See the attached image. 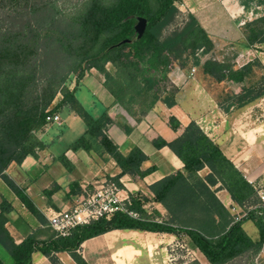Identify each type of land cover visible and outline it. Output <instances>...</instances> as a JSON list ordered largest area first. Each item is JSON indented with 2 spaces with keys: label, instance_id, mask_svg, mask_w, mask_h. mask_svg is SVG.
Instances as JSON below:
<instances>
[{
  "label": "trees",
  "instance_id": "trees-1",
  "mask_svg": "<svg viewBox=\"0 0 264 264\" xmlns=\"http://www.w3.org/2000/svg\"><path fill=\"white\" fill-rule=\"evenodd\" d=\"M180 2L82 0L80 9L72 15L63 11L57 0H0V177L41 223L47 224L45 217L6 170L12 163L21 165L27 157H37L45 147L38 134L51 123L47 117L64 109L85 125L84 132L68 149L94 152L105 161L113 159L121 172L109 179L120 188L122 176L144 178L156 170V166L142 169L148 157L140 148H133L127 155L120 152L108 134L114 123L109 106L94 116L78 98L79 84L92 69L102 75L103 86L114 103L134 113L138 120L157 102L168 107L176 104L175 91H168V74L181 60L182 68L190 61L214 83L224 82L229 90L217 101L225 113L264 97V75L257 78L254 74L260 63L235 68L217 61L213 40L192 14L182 26L176 25ZM138 17L147 20L140 39L134 29ZM171 26L174 30L166 33ZM244 31L248 46L264 44V16L247 22ZM124 40L130 42L115 46ZM228 84L238 87L232 90ZM169 125L175 131L181 128L174 116L169 118ZM153 145L156 149L168 147L184 166L150 185L152 198L130 195L129 209L139 218L117 212L77 226L65 237L54 231L45 239L30 234L17 244L6 227L13 207L3 200L0 247L5 254L0 255V264H33V254L38 252L52 264H63L58 254L64 252L76 264H89L80 253L82 244L113 230L185 236L209 264H228L263 249L261 210L251 211L233 223L232 213L217 196L219 189H225L239 207L257 206L260 200L255 186L195 120L175 139L159 138ZM58 160L69 166L64 154ZM204 169L208 173L202 175ZM70 187L72 193L81 191L77 182ZM54 192L48 191V198ZM150 202L162 204L167 215L147 210L145 205ZM248 221L256 226L257 238L245 230Z\"/></svg>",
  "mask_w": 264,
  "mask_h": 264
},
{
  "label": "crops",
  "instance_id": "crops-1",
  "mask_svg": "<svg viewBox=\"0 0 264 264\" xmlns=\"http://www.w3.org/2000/svg\"><path fill=\"white\" fill-rule=\"evenodd\" d=\"M177 5L180 11L192 14L208 33L215 44L217 61L231 64L235 68L258 61L261 67H256L254 74L257 78L264 75V44L248 46L244 31L247 22L264 16V1L181 0ZM94 71L92 69L85 79L90 80L91 103L96 105L97 102L98 107L103 110L110 107L109 114L114 123L108 129L109 136L124 155L135 147L140 148L148 157L142 164V169L156 166V170L144 178H134L128 174L120 178L122 190L129 196L145 195L152 198L150 185L183 169L182 161L168 147L156 149L153 142L159 138L166 141L175 139L192 120L220 146L225 156L244 174L248 182L258 184L264 181V97L246 107L225 113L218 106L217 98L210 88L205 85V81L214 83L209 76L202 74L199 68L197 73L190 76V71L175 65L168 78L175 86L176 104L168 107L157 102L138 120L134 113H129L122 105L114 103L113 97L103 86L102 75ZM221 84L224 85V82ZM228 86L232 90L238 87L237 84ZM59 115L62 118V114ZM171 116L181 124L177 131L169 125ZM63 121L62 118V123L56 124L61 126ZM46 134L47 129L38 134L45 147L38 151L37 157L29 156L21 165L12 163L6 170V174L24 189L38 212L45 217L46 225L26 208L0 177V205L6 200L13 207L8 214L6 227L17 244L30 234H37L40 239L47 238L53 231L48 225V216L54 212L69 210L77 199L121 172L113 159L105 161L94 152L69 150L68 145L77 138L67 142L62 147V152L55 151L51 146L53 140L50 141L51 138ZM45 136L47 140L44 139ZM62 154L69 166L58 160ZM200 173L204 175L208 173V169ZM74 182L80 186L79 193L71 191L70 185ZM52 189L55 192L48 198L46 193ZM217 196L226 208L234 203L225 189H219ZM145 208L149 211L155 209L161 216L167 215L160 203L150 202ZM122 233L128 236L160 235L161 239L156 249L154 245L150 248L142 242L134 243L125 238L116 241V235ZM175 241L176 236L168 233L113 230L85 241L80 253L89 264H116L114 260L118 253L122 254L120 259L129 262L140 259L143 252L151 256L153 251H162L163 244L167 247ZM4 254L0 247V255ZM58 257L63 264H76L66 252L59 253ZM33 264L52 263L38 252L33 254Z\"/></svg>",
  "mask_w": 264,
  "mask_h": 264
},
{
  "label": "rangeland",
  "instance_id": "rangeland-1",
  "mask_svg": "<svg viewBox=\"0 0 264 264\" xmlns=\"http://www.w3.org/2000/svg\"><path fill=\"white\" fill-rule=\"evenodd\" d=\"M82 0H57V4L62 8L63 11H65L67 14L74 15L81 6ZM188 13L182 12L181 15L178 18L177 26H182L187 20H188ZM175 26H171L166 33H169L170 31L174 30ZM188 55V54H187ZM186 56L183 57V59ZM182 61H179L176 63V66L179 68L181 67ZM190 62V61H189ZM189 62H187V66L182 68L185 69L187 72H191V69L193 68V65H191ZM108 69L112 70V66L110 64L107 65ZM198 70V67H196ZM196 70V73H197ZM94 71V69H93ZM95 72V71H94ZM93 72V73H94ZM186 72V74H188ZM75 76H71L70 79H73ZM88 79H84L79 84V89L77 91L78 98L82 102V104L94 115L98 116L103 112V109H100L98 107V103L94 105L92 104V98L90 91L91 86L89 85ZM69 83V82H68ZM205 85L210 88L213 95L218 97H223L224 94L229 90L227 86L223 84H217V83H208L205 81ZM168 91H174L175 86L172 83H167ZM177 90V89H176ZM264 112V111H263ZM62 118L64 119L63 124L59 126L58 124L62 123V118L60 117V123H50L46 129H47V136L51 138L50 141L53 140L52 147L55 151L62 152V147L65 146L67 142L73 141L76 138H78L85 130L84 123L76 116H74L72 113H70L67 109H64L61 113ZM47 140V137L44 138ZM55 140V141H54ZM243 209V208H242ZM230 210V209H229ZM231 212V211H230ZM232 213V212H231ZM244 228L247 231V233L252 236L253 238H257L258 231L256 226L253 224V222L248 221L244 224ZM124 236H127L124 237ZM128 239L131 242H142L146 245H148L150 248L154 245V247L158 248V241L161 239L160 235H139V236H128L125 234H117L116 235V241H120L122 239ZM166 244H163V247H161L162 251L160 249L157 251H153L152 255L149 256V254L144 253L141 256L140 259L134 260L132 259L129 262H125L124 260L120 259L121 253H118L116 255V259L114 260L116 264H193V263H199V264H209L205 257L196 249L192 248V246L189 243V240L185 236L176 237V241L165 247ZM228 264H264V247L263 249L255 254L254 256H244L237 258L234 261H231Z\"/></svg>",
  "mask_w": 264,
  "mask_h": 264
},
{
  "label": "built area",
  "instance_id": "built-area-1",
  "mask_svg": "<svg viewBox=\"0 0 264 264\" xmlns=\"http://www.w3.org/2000/svg\"><path fill=\"white\" fill-rule=\"evenodd\" d=\"M196 68L193 67L190 76H193ZM51 123H60V115L47 117ZM260 200L257 206L241 208L237 204H231L228 209L232 212L236 223L246 217L249 212L260 209L264 217V181L254 184ZM130 196L120 188L116 182L108 179L100 183L94 191L76 200L75 205L69 210L54 212L48 216V225L58 236H68L71 230L77 226L89 224L101 217H110L117 212L127 213L133 218H139V214L129 209ZM146 206V205H145Z\"/></svg>",
  "mask_w": 264,
  "mask_h": 264
},
{
  "label": "water",
  "instance_id": "water-1",
  "mask_svg": "<svg viewBox=\"0 0 264 264\" xmlns=\"http://www.w3.org/2000/svg\"><path fill=\"white\" fill-rule=\"evenodd\" d=\"M146 27H147V20L143 17H138L137 22L134 26L135 32L137 34V39H140L144 35ZM127 42H130V40L121 41L118 44H116L115 46H121Z\"/></svg>",
  "mask_w": 264,
  "mask_h": 264
}]
</instances>
